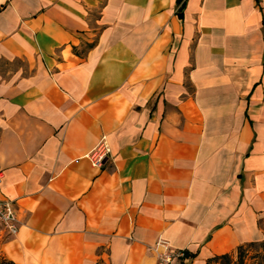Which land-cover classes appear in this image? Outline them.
Segmentation results:
<instances>
[{"label":"crops","instance_id":"1","mask_svg":"<svg viewBox=\"0 0 264 264\" xmlns=\"http://www.w3.org/2000/svg\"><path fill=\"white\" fill-rule=\"evenodd\" d=\"M0 173V262L157 264L161 236L206 264L264 238V0H0Z\"/></svg>","mask_w":264,"mask_h":264},{"label":"built area","instance_id":"2","mask_svg":"<svg viewBox=\"0 0 264 264\" xmlns=\"http://www.w3.org/2000/svg\"><path fill=\"white\" fill-rule=\"evenodd\" d=\"M110 151L109 145L101 140L89 153L93 164L101 165L106 154ZM1 181V173H0ZM19 227V220L14 205V200L0 195V233L4 237L14 235ZM154 252L157 264H178L173 261V257L183 254L180 250H174L170 242L161 236H158L149 246Z\"/></svg>","mask_w":264,"mask_h":264},{"label":"trees","instance_id":"3","mask_svg":"<svg viewBox=\"0 0 264 264\" xmlns=\"http://www.w3.org/2000/svg\"><path fill=\"white\" fill-rule=\"evenodd\" d=\"M254 241H249L246 243H252ZM239 244L236 247L235 255L229 252H224L220 254H215L207 259L206 264H245L244 255H245V244ZM259 243H264V238L259 240ZM0 264H14L12 260H2ZM93 264H102L101 260L95 261Z\"/></svg>","mask_w":264,"mask_h":264},{"label":"rangeland","instance_id":"4","mask_svg":"<svg viewBox=\"0 0 264 264\" xmlns=\"http://www.w3.org/2000/svg\"><path fill=\"white\" fill-rule=\"evenodd\" d=\"M235 254L233 255L236 256ZM244 262L245 264H264V243H259V240L246 243Z\"/></svg>","mask_w":264,"mask_h":264}]
</instances>
